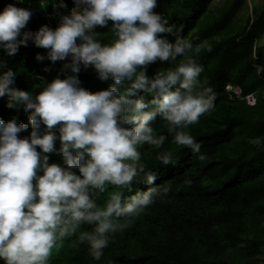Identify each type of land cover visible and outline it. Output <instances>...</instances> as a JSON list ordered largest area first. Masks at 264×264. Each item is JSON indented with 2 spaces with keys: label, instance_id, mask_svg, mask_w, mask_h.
<instances>
[{
  "label": "trees",
  "instance_id": "16d2710c",
  "mask_svg": "<svg viewBox=\"0 0 264 264\" xmlns=\"http://www.w3.org/2000/svg\"><path fill=\"white\" fill-rule=\"evenodd\" d=\"M44 1L45 7L41 0H25L32 16L22 31H30L34 36L44 25L55 29L76 6L74 0ZM213 1L158 0L154 11L167 18L173 29L159 35L171 44L183 36L192 42L194 50L175 59L157 58L137 66L132 78H125L119 84L111 76L101 80L93 66L85 68L81 64L76 74L70 68L64 69V64L71 62V56L53 62L48 58V49L36 46L33 38L12 55L0 48V75L13 71L15 82L10 87L28 91L33 99L55 78L71 75H77L80 87L90 92L115 87V95L123 96L139 74L143 73L149 81L154 80L157 75L175 70L189 57L202 66L201 89L210 88L215 96L214 107L186 129L201 145L199 153L174 143L179 129L158 113L149 125L153 136L165 137L164 143L137 145L139 159L127 161L137 169L130 186L105 182L103 191L88 187L89 198L100 209L116 194L123 203L150 187H159L162 193L139 216L114 218L117 231L106 234L109 243L99 260L93 257L86 238V234L95 231L96 225L81 222L65 237L61 238L57 230L46 264H258L260 261V255L264 254V69L259 71L256 64L264 57V50L257 47L256 42L264 35V15H252L243 27L237 28V14L244 0H231L211 12ZM53 2L56 8L49 19L45 10L52 8ZM9 3L10 0H0V11ZM87 34L101 45H111L118 39L112 21L105 26H95ZM38 54L44 59L38 60ZM233 86L239 89L240 96L229 90ZM157 94V91L141 89L129 98H142L147 107L141 112H147L154 109L151 101ZM248 96L253 97V103L247 102ZM8 99L7 94L0 97V119L15 118L17 123L28 124V129L18 135L29 137L31 110L24 111L23 105L8 108ZM124 107L123 116L133 114L129 111L131 105ZM120 126L131 128L135 124L121 123ZM46 131L41 123L39 134ZM52 131L57 139L55 151L46 153L48 163L67 168L59 151V126ZM257 140L259 143H255ZM37 151H40L39 146ZM166 153L172 156L168 164L159 159ZM201 154L203 159H200ZM71 171L80 175L76 167ZM148 173L155 175L153 185L146 181ZM42 174V170L37 172V175ZM164 189L168 191L164 193ZM120 224L125 226L120 228ZM0 264L4 261L0 260Z\"/></svg>",
  "mask_w": 264,
  "mask_h": 264
},
{
  "label": "clouds",
  "instance_id": "9594fccd",
  "mask_svg": "<svg viewBox=\"0 0 264 264\" xmlns=\"http://www.w3.org/2000/svg\"><path fill=\"white\" fill-rule=\"evenodd\" d=\"M12 1L0 11V48L12 55L33 38L36 46L48 49V58L53 62L71 56V62L63 67L74 74L80 72L81 64L85 68L93 66L101 80L111 76L119 84L125 78L131 79L137 66L157 58L175 59L194 50L192 42L183 36L171 44L159 35L173 29L167 18L154 11L158 0H74L76 6L58 27L44 25L34 36L30 31H22L32 11L26 8L25 0L21 7ZM41 5H45L44 0ZM55 8L53 2L52 8L45 10L47 18L53 17ZM109 21L118 36L113 44L101 45L87 34ZM37 59L44 57L38 54ZM202 70L189 57L175 70L157 75L154 80L139 74L123 96L115 95V87L90 92L80 87L77 75L57 77L35 99L28 91L10 87L15 82L13 71L0 75V97L7 94L8 108L23 105L24 111L31 110L28 119L32 128L29 137L21 138L18 134L26 131L28 124L17 123L15 118L0 119V260L4 264H46L57 230L62 238L81 222L96 225L86 238L93 257L99 260L109 243L106 234L117 231L114 218L139 216L162 193L159 187H150L123 203L116 194L100 209L89 198L88 187L103 191L105 182L130 186L137 169L127 161L139 159L137 145L164 143L165 137L153 136L149 125L158 113L179 129L174 143L191 148L193 153L200 152L201 145L186 129L214 107L212 90L200 87ZM141 89L158 92L151 101L153 110L141 112L147 107L144 100L129 98ZM125 105L132 106L129 109L132 115H122ZM41 123L47 129L43 135L39 134ZM121 123H133L135 127H121ZM56 126L60 132L59 151L67 168L48 163L46 153L55 151L57 136L52 130ZM203 158L201 154L200 159ZM159 159L168 164L171 153ZM74 167L80 175L71 171ZM41 170L43 174L37 175ZM146 181L153 185L155 175L146 174Z\"/></svg>",
  "mask_w": 264,
  "mask_h": 264
},
{
  "label": "rangeland",
  "instance_id": "374dc122",
  "mask_svg": "<svg viewBox=\"0 0 264 264\" xmlns=\"http://www.w3.org/2000/svg\"><path fill=\"white\" fill-rule=\"evenodd\" d=\"M230 1L231 0H214L210 7V11L216 12L218 8H221V6H224L226 3ZM252 15L254 16L257 15L258 17L259 15H264V0H244L239 13L237 14V20H236L237 28L243 27L246 21L249 18H251ZM256 43H257V47L259 48L262 47L264 50V35ZM256 67L259 71H262L264 69V57L261 60L257 61ZM229 90L237 91V93H240L239 89L235 86L230 87ZM250 97L252 96H248L246 100L248 103H253L254 99L253 97L252 98ZM255 143H259V140L255 141ZM258 264H264V254L260 255V261L258 262Z\"/></svg>",
  "mask_w": 264,
  "mask_h": 264
},
{
  "label": "built area",
  "instance_id": "2783aa9c",
  "mask_svg": "<svg viewBox=\"0 0 264 264\" xmlns=\"http://www.w3.org/2000/svg\"><path fill=\"white\" fill-rule=\"evenodd\" d=\"M22 1L23 0H13L12 3H15L16 6L21 7L22 6ZM231 91L234 92L235 94H237V96H240V93H237V91H233V90H231Z\"/></svg>",
  "mask_w": 264,
  "mask_h": 264
}]
</instances>
